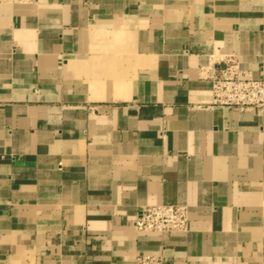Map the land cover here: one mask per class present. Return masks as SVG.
<instances>
[{
  "label": "crops",
  "instance_id": "obj_1",
  "mask_svg": "<svg viewBox=\"0 0 264 264\" xmlns=\"http://www.w3.org/2000/svg\"><path fill=\"white\" fill-rule=\"evenodd\" d=\"M264 0L0 2V264H264ZM186 232L137 231L140 208Z\"/></svg>",
  "mask_w": 264,
  "mask_h": 264
},
{
  "label": "built area",
  "instance_id": "obj_2",
  "mask_svg": "<svg viewBox=\"0 0 264 264\" xmlns=\"http://www.w3.org/2000/svg\"><path fill=\"white\" fill-rule=\"evenodd\" d=\"M35 0H0L9 4H31ZM211 81L212 103L210 107L237 108L244 110L264 107V74L253 79L249 71L241 70L238 63L228 60L223 67L218 66L209 71ZM139 232L157 234L182 233L188 227V210L176 204L155 205L140 208L133 223ZM134 264H164L161 255L136 256Z\"/></svg>",
  "mask_w": 264,
  "mask_h": 264
}]
</instances>
